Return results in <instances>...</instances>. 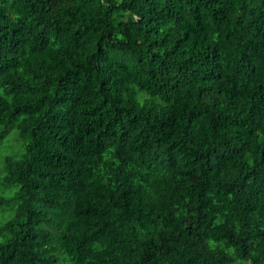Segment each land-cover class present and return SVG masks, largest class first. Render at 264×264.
I'll return each instance as SVG.
<instances>
[{
    "label": "trees",
    "instance_id": "trees-1",
    "mask_svg": "<svg viewBox=\"0 0 264 264\" xmlns=\"http://www.w3.org/2000/svg\"><path fill=\"white\" fill-rule=\"evenodd\" d=\"M5 143L0 264H264V0H0Z\"/></svg>",
    "mask_w": 264,
    "mask_h": 264
},
{
    "label": "rangeland",
    "instance_id": "rangeland-1",
    "mask_svg": "<svg viewBox=\"0 0 264 264\" xmlns=\"http://www.w3.org/2000/svg\"><path fill=\"white\" fill-rule=\"evenodd\" d=\"M9 138H10V133H9V135L7 136V140H9V143H10V144H14V145H15L16 143H15L13 140L9 139ZM11 138H13V137L11 136ZM9 143H5V144L0 148V151H1L0 156H1V157L5 156L7 153L11 152L12 147H11V145H10Z\"/></svg>",
    "mask_w": 264,
    "mask_h": 264
}]
</instances>
